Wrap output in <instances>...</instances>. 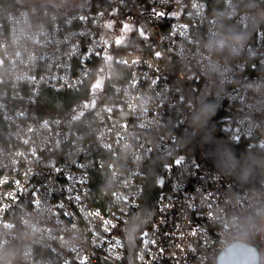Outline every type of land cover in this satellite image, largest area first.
<instances>
[{
	"label": "built area",
	"instance_id": "obj_1",
	"mask_svg": "<svg viewBox=\"0 0 264 264\" xmlns=\"http://www.w3.org/2000/svg\"><path fill=\"white\" fill-rule=\"evenodd\" d=\"M126 21L145 48L112 54ZM221 32L246 41L211 53ZM112 62L129 70L113 79ZM92 77L84 105L42 106L43 87L73 91ZM209 103L232 143L264 152L258 0H83L70 11L0 2V248L12 264H217L235 241L264 264V179L243 185L187 150ZM152 167L156 216L132 253L120 229Z\"/></svg>",
	"mask_w": 264,
	"mask_h": 264
},
{
	"label": "trees",
	"instance_id": "obj_2",
	"mask_svg": "<svg viewBox=\"0 0 264 264\" xmlns=\"http://www.w3.org/2000/svg\"><path fill=\"white\" fill-rule=\"evenodd\" d=\"M264 7V0H258ZM6 9H14L19 5L30 6L27 2L18 0H0ZM74 8H64L62 6L44 3L35 8L47 7L55 11H70ZM216 6L220 0H208ZM112 54L121 49L138 48L144 49L143 39L138 35L137 30L130 31L125 42L116 43L111 41ZM113 71L111 78L120 79L118 73H124L129 70L125 65L112 62ZM96 77L86 81L79 89L73 91H58L48 87L41 89L42 106L53 110H64L65 108H78L84 105L87 99L93 94V84ZM222 111L214 107L213 117L202 123H199V140L195 134L187 136V150L196 152L198 147L201 148L204 156L209 160L212 168L225 177H229L243 185H256L264 179V152L257 148L246 147L242 144L232 143L227 134L221 129ZM157 169H149L146 179V185L141 197L140 203L136 209L129 215L127 220L121 225V233L125 238L127 247L133 253L138 242L139 232L148 226L156 216L155 199L160 186L156 181ZM96 191H99L101 178L98 176L94 179ZM101 192V190H100Z\"/></svg>",
	"mask_w": 264,
	"mask_h": 264
},
{
	"label": "clouds",
	"instance_id": "obj_3",
	"mask_svg": "<svg viewBox=\"0 0 264 264\" xmlns=\"http://www.w3.org/2000/svg\"><path fill=\"white\" fill-rule=\"evenodd\" d=\"M245 41L246 36L242 33L221 32L218 34V36L209 38L206 47L211 53L214 54H219L225 50H227L229 53H232L235 50L241 48ZM213 112V104L209 103L203 105L198 114L194 117V122L199 124L209 118H214ZM14 258V252L11 250L5 251L3 248H0V264H12V260Z\"/></svg>",
	"mask_w": 264,
	"mask_h": 264
},
{
	"label": "water",
	"instance_id": "obj_4",
	"mask_svg": "<svg viewBox=\"0 0 264 264\" xmlns=\"http://www.w3.org/2000/svg\"><path fill=\"white\" fill-rule=\"evenodd\" d=\"M158 182H163L162 177L158 178ZM257 260L258 254L253 246L235 241L219 252L217 264H256Z\"/></svg>",
	"mask_w": 264,
	"mask_h": 264
},
{
	"label": "rangeland",
	"instance_id": "obj_5",
	"mask_svg": "<svg viewBox=\"0 0 264 264\" xmlns=\"http://www.w3.org/2000/svg\"><path fill=\"white\" fill-rule=\"evenodd\" d=\"M19 2H27L31 8H35L44 3H50L58 6H62L64 8H74L78 6L81 2L80 0H18ZM132 24L128 21L124 22L123 27L119 29L116 34V40L118 42H125L127 40V34L132 30ZM101 75V72L99 73ZM97 80H95L94 84ZM198 139H199V132H198Z\"/></svg>",
	"mask_w": 264,
	"mask_h": 264
},
{
	"label": "snow or ice",
	"instance_id": "obj_6",
	"mask_svg": "<svg viewBox=\"0 0 264 264\" xmlns=\"http://www.w3.org/2000/svg\"><path fill=\"white\" fill-rule=\"evenodd\" d=\"M153 15H155V16H164L165 13L164 12H156V10L154 9L153 10ZM141 31H143V30L141 29Z\"/></svg>",
	"mask_w": 264,
	"mask_h": 264
}]
</instances>
